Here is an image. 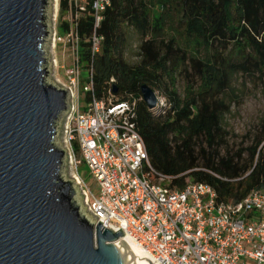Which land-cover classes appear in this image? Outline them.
Masks as SVG:
<instances>
[{"label":"trees","instance_id":"16d2710c","mask_svg":"<svg viewBox=\"0 0 264 264\" xmlns=\"http://www.w3.org/2000/svg\"><path fill=\"white\" fill-rule=\"evenodd\" d=\"M93 1L85 0L78 19L81 62L94 69L99 99L136 103L133 121L154 169L175 177L171 187L209 184L228 203L263 188L264 123L250 146L237 152L227 148L222 153V148L234 77L264 74V0H111L97 29L105 37L97 55L89 42L96 25ZM60 10H70L69 0H60ZM63 25L68 31V23ZM176 25L195 50L174 37L161 39ZM129 28L141 37L140 61L134 64L125 58ZM178 72L189 78L183 96L177 90ZM144 85L159 98L155 108L144 100ZM157 92L166 99L165 108Z\"/></svg>","mask_w":264,"mask_h":264},{"label":"built area","instance_id":"2783aa9c","mask_svg":"<svg viewBox=\"0 0 264 264\" xmlns=\"http://www.w3.org/2000/svg\"><path fill=\"white\" fill-rule=\"evenodd\" d=\"M111 3L93 1V55L102 51L105 37L97 29ZM69 5L67 42L73 62L65 88L71 108L63 133L70 158L77 161L79 155L98 186L95 195L79 172L75 176L94 220L124 231V239L136 242L153 264H264V187L237 203L219 200L217 190L205 183L171 187L175 177L154 169L133 121L136 103L99 99L94 69L87 67L83 77L78 19L85 0H69ZM82 85L88 102L83 111Z\"/></svg>","mask_w":264,"mask_h":264},{"label":"water","instance_id":"95a60500","mask_svg":"<svg viewBox=\"0 0 264 264\" xmlns=\"http://www.w3.org/2000/svg\"><path fill=\"white\" fill-rule=\"evenodd\" d=\"M49 5L0 0V264H138L124 231L87 215L64 178L70 92L49 82ZM142 95L158 105L149 86Z\"/></svg>","mask_w":264,"mask_h":264},{"label":"rangeland","instance_id":"374dc122","mask_svg":"<svg viewBox=\"0 0 264 264\" xmlns=\"http://www.w3.org/2000/svg\"><path fill=\"white\" fill-rule=\"evenodd\" d=\"M48 15L51 30V36L47 45L50 70L49 82L65 87L68 85L66 72L67 69L72 66L73 52L71 46L67 42L68 31H66L63 24L70 23L72 15L70 11L62 12L60 10V0H50ZM127 34L128 42L125 58L129 63L134 64L140 61L141 37L130 28L127 30ZM171 37H174L177 43L185 48L193 50L196 48L195 43L188 39L180 25H176L175 31H170L162 36L161 39H168ZM81 66L83 77H87L88 71L86 64L82 62ZM176 77L177 90L183 96L189 84V78L186 76L185 72H178ZM83 85L80 93V106L82 111L88 105L86 98L87 94L83 90ZM157 93L160 97V106L165 108L167 106L166 99L161 96L159 92ZM228 100L231 106L223 123L224 129L227 132V139L223 145L222 153L225 152L227 148L233 152H237L242 148L250 146L253 138L262 131L264 123V74L258 73L254 76L237 74L234 77ZM159 111L160 109L157 110V112ZM65 119L66 118L63 117L58 128V142L60 146L67 151L66 166L63 171L64 178L66 180H75V176L79 172L87 186L93 190L95 195H98V186L81 157L77 155V161H75V158L74 160L70 158L63 133ZM198 142L199 145L206 147L204 140H199ZM80 195L84 196L79 187L76 199L79 204H81V209L84 210L86 208L85 213L94 219L85 203V199H83L81 203Z\"/></svg>","mask_w":264,"mask_h":264},{"label":"bare ground","instance_id":"6f19581e","mask_svg":"<svg viewBox=\"0 0 264 264\" xmlns=\"http://www.w3.org/2000/svg\"><path fill=\"white\" fill-rule=\"evenodd\" d=\"M123 240L126 241L131 248H134L135 252L140 257L138 264H151L144 251L136 244V242L129 237H126L125 239L123 238Z\"/></svg>","mask_w":264,"mask_h":264}]
</instances>
